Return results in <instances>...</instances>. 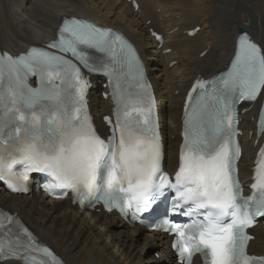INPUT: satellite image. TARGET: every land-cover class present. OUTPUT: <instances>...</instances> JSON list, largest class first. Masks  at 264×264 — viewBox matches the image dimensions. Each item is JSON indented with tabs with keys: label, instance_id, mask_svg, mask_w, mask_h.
Masks as SVG:
<instances>
[{
	"label": "snow or ice",
	"instance_id": "snow-or-ice-1",
	"mask_svg": "<svg viewBox=\"0 0 264 264\" xmlns=\"http://www.w3.org/2000/svg\"><path fill=\"white\" fill-rule=\"evenodd\" d=\"M81 46L109 53L113 63L127 66L137 81L135 92L121 89L117 83L116 121L107 141L91 124L80 69L63 55L70 53L89 71H99ZM48 48L61 54L36 48L16 58L0 53V78L8 73L7 84L0 85V180H24L28 172L46 171L54 184L45 185V190L71 189L81 202L99 192L109 210L134 208L133 219L148 209L156 190L170 187L177 195L174 207L188 205L184 214L191 218L195 213L196 217L190 223L164 220L161 225L175 235L173 248L183 260L191 264L193 254L199 252L205 264H264V258L249 257L245 252L250 239L245 229L255 215H264V149L257 159L253 184L258 195L241 200L235 178L240 148L235 140V119L229 114L235 103L255 100L264 89L261 49L241 37L231 70L218 86L189 95L180 166L171 183L160 170L161 146L149 86L130 46L91 23L66 19ZM36 72L64 73L69 87L27 88L25 74ZM64 82L62 77L61 84ZM260 127L264 131V114ZM18 163L24 172L17 175L12 168ZM250 201L255 205L251 213ZM7 219L12 223L11 217ZM0 230V255L24 264H60L26 228L21 226L12 233L0 222Z\"/></svg>",
	"mask_w": 264,
	"mask_h": 264
},
{
	"label": "bare ground",
	"instance_id": "bare-ground-1",
	"mask_svg": "<svg viewBox=\"0 0 264 264\" xmlns=\"http://www.w3.org/2000/svg\"><path fill=\"white\" fill-rule=\"evenodd\" d=\"M137 2L139 11L127 0H0V48L18 55L31 46L45 47L56 38L63 20L71 17L122 32L141 53L149 71L161 111L166 169L174 170L186 92L198 75L208 78L225 69L242 31L264 49V0ZM197 27L201 31L190 37L188 33ZM151 30L164 36L162 48ZM168 49L172 52L164 54ZM205 51L208 53L201 57ZM172 62L177 66L170 68ZM94 83L97 88L90 95L91 110L100 131L106 133L102 117L112 114V106L110 100L102 98V83ZM259 107L260 101L253 108L243 107L248 109L242 123L246 132L240 163L244 178L256 153L248 133L256 132ZM0 205L19 214L66 264H176L168 238L130 228L114 215L82 212L69 201L53 202L35 192L28 197H14L0 191ZM253 234L257 239L251 243L250 252L264 255V229L257 228ZM154 252L160 259L153 256Z\"/></svg>",
	"mask_w": 264,
	"mask_h": 264
},
{
	"label": "rangeland",
	"instance_id": "rangeland-1",
	"mask_svg": "<svg viewBox=\"0 0 264 264\" xmlns=\"http://www.w3.org/2000/svg\"><path fill=\"white\" fill-rule=\"evenodd\" d=\"M161 12V10H159V13ZM180 71H181V69H180Z\"/></svg>",
	"mask_w": 264,
	"mask_h": 264
}]
</instances>
